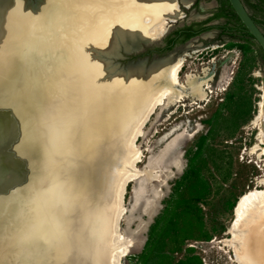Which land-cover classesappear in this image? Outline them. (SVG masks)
<instances>
[{
    "label": "bare ground",
    "instance_id": "obj_1",
    "mask_svg": "<svg viewBox=\"0 0 264 264\" xmlns=\"http://www.w3.org/2000/svg\"><path fill=\"white\" fill-rule=\"evenodd\" d=\"M182 6L192 1L0 0V264L126 255L119 224L140 157L121 177L112 168L159 105L205 100L214 72L182 82L187 54L117 68L97 52L161 41ZM253 124L263 140L264 103ZM228 233L236 264H264V188L239 198Z\"/></svg>",
    "mask_w": 264,
    "mask_h": 264
},
{
    "label": "rangeland",
    "instance_id": "obj_2",
    "mask_svg": "<svg viewBox=\"0 0 264 264\" xmlns=\"http://www.w3.org/2000/svg\"><path fill=\"white\" fill-rule=\"evenodd\" d=\"M191 1L161 41L105 56L117 68L145 60L148 68L158 58L187 54L182 82L190 73L214 72L205 100L159 105L112 168L121 177L134 170L129 158L140 157L138 178L123 197L119 231L130 247L119 264H236L225 243L235 207L242 195L264 188V137L253 124L264 103V52L252 37L230 31L237 24L227 17L213 19L199 36L179 33L223 7V0ZM242 1L264 32V0Z\"/></svg>",
    "mask_w": 264,
    "mask_h": 264
},
{
    "label": "water",
    "instance_id": "obj_3",
    "mask_svg": "<svg viewBox=\"0 0 264 264\" xmlns=\"http://www.w3.org/2000/svg\"><path fill=\"white\" fill-rule=\"evenodd\" d=\"M228 2L230 3L232 9L236 13L238 18L242 22V24L245 26L249 34L256 40V42L259 44V46L264 52V32L259 27V25L256 23L254 18L250 15L243 1L242 0H228ZM142 46L143 45L141 43L138 44L135 47V50L137 51L140 50ZM118 48H124V50L126 51V47L124 45L123 46L120 45ZM97 54L100 56H110L109 54L103 55V53L101 52H97ZM117 54H118V49L115 55ZM0 177H1V174H0ZM60 264H65V263L62 262Z\"/></svg>",
    "mask_w": 264,
    "mask_h": 264
},
{
    "label": "trees",
    "instance_id": "obj_4",
    "mask_svg": "<svg viewBox=\"0 0 264 264\" xmlns=\"http://www.w3.org/2000/svg\"><path fill=\"white\" fill-rule=\"evenodd\" d=\"M222 8H221V13L216 14L213 18L211 19H218L220 17H227L229 20H233L235 21V23L237 24L236 28H228L230 31H236L238 33H242L246 36L252 37L249 32L247 31V29L245 28V26L242 24V22L240 21V19L238 18V16L236 15V13L234 12V10L232 9L230 3L228 2V0H223L222 1ZM226 11H229V13H226ZM229 15V16H228ZM253 17V16H252ZM254 18V17H253ZM254 20L256 21V23L259 25V22L254 18ZM220 28L225 29L227 27V25L224 26H219ZM186 28L181 30L179 33H185L186 32ZM253 38V37H252ZM254 39V38H253Z\"/></svg>",
    "mask_w": 264,
    "mask_h": 264
},
{
    "label": "flooded vegetation",
    "instance_id": "obj_5",
    "mask_svg": "<svg viewBox=\"0 0 264 264\" xmlns=\"http://www.w3.org/2000/svg\"><path fill=\"white\" fill-rule=\"evenodd\" d=\"M218 13H221V10L216 11L212 15V17H214ZM220 18H222V17H220ZM220 18H218V19H220ZM212 20L213 19L210 18L208 22L202 24L198 28H196L195 26H193V27H191V26L190 27H187L186 28L187 29L186 32L183 33L182 35H184V36H189V35L199 36V35L203 34L204 32H207L206 30H208L211 27L209 24L211 23ZM215 20H217V19H215Z\"/></svg>",
    "mask_w": 264,
    "mask_h": 264
}]
</instances>
